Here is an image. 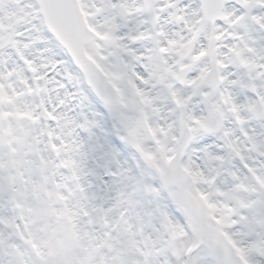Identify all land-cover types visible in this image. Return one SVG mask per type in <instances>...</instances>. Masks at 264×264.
<instances>
[{"label": "snow or ice", "instance_id": "snow-or-ice-1", "mask_svg": "<svg viewBox=\"0 0 264 264\" xmlns=\"http://www.w3.org/2000/svg\"><path fill=\"white\" fill-rule=\"evenodd\" d=\"M0 264H264V0H0Z\"/></svg>", "mask_w": 264, "mask_h": 264}]
</instances>
